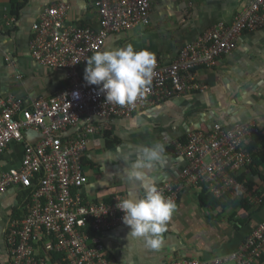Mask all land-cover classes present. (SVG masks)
Returning a JSON list of instances; mask_svg holds the SVG:
<instances>
[{
  "label": "built area",
  "instance_id": "built-area-1",
  "mask_svg": "<svg viewBox=\"0 0 264 264\" xmlns=\"http://www.w3.org/2000/svg\"><path fill=\"white\" fill-rule=\"evenodd\" d=\"M91 1L100 15L98 29L71 21V6L59 2L47 6L33 24L34 57L46 66L64 69L69 86L29 106L13 96L0 99V192L13 187L27 191L20 215L7 228L11 264H119L106 254L100 235L124 223V213L117 207L124 198L86 203L82 194L89 182L83 158L92 137L102 129L98 120L129 118L176 95L204 91L199 82H190L196 68L218 66L222 57L238 47L243 32L264 30V0H251L234 20L210 27L185 45L173 62L156 57L152 81L144 94L131 104L118 105L107 102L99 86L87 84L82 67L95 52L104 50L111 35L149 26L152 0ZM80 124L83 129L78 136L63 138L69 127ZM32 129L41 131L42 139L26 143L20 166L3 168L6 151ZM258 133L254 120L229 126L215 122L190 133L185 143H176L186 160L179 179L159 189L175 204L183 184L200 190L208 184L218 197L229 192L239 195L246 187L229 172L251 161L250 149ZM263 252L264 220L230 254L208 260L172 259L168 264H259Z\"/></svg>",
  "mask_w": 264,
  "mask_h": 264
},
{
  "label": "crops",
  "instance_id": "crops-1",
  "mask_svg": "<svg viewBox=\"0 0 264 264\" xmlns=\"http://www.w3.org/2000/svg\"><path fill=\"white\" fill-rule=\"evenodd\" d=\"M19 16L11 13V0H0V99L15 97L26 106L40 98L53 97L67 84L64 69L40 63L31 50L33 24L42 11L54 2L71 6L69 19L82 26L100 28V15L91 0H25ZM251 0H152L151 23L109 37L104 50L125 47L147 48L164 63L173 62L182 48L220 22H231ZM103 50V51H104ZM87 64V63H86ZM86 64L82 67L84 74ZM189 78L204 91L192 90L164 103L139 110L132 117H113L100 121L102 132L92 137L85 155L89 178L82 194L86 203H112L119 196L143 194L139 182L130 177V165L145 146L162 143L165 151L155 162L151 175L158 188L177 182L186 165L176 143L196 130L210 128L215 122L229 126L254 120L258 137L264 141V30L243 32L238 47L220 59L216 68H201ZM192 78V79H191ZM83 124L62 133L64 139L79 135ZM42 132L32 129L16 142L1 159L3 168L18 167L26 143H37ZM260 164L251 172L259 190L264 192V143L255 142ZM178 203L158 249L145 247L142 239L132 237L130 227L121 223L103 232L100 238L109 258L119 264H168L172 259L208 260L238 249L253 229L264 220V201L254 190L240 191L254 205L249 209L235 202L212 210L201 200V190L183 184ZM0 192V264H11L7 248L10 220L15 209L24 204L20 189ZM226 201H228L226 199ZM261 203L260 205H258ZM53 264V263H50ZM229 264H234L230 262ZM264 264V252L259 260Z\"/></svg>",
  "mask_w": 264,
  "mask_h": 264
},
{
  "label": "clouds",
  "instance_id": "clouds-1",
  "mask_svg": "<svg viewBox=\"0 0 264 264\" xmlns=\"http://www.w3.org/2000/svg\"><path fill=\"white\" fill-rule=\"evenodd\" d=\"M156 64V56L151 50L144 48L137 51L129 43L125 47L95 52L87 59L84 80L89 85L99 86L100 91L106 94L107 102L131 104L151 84ZM100 121L102 132L104 124ZM164 151L162 143L143 148L130 165V177L139 182L143 194L129 195L118 200L117 204L124 213L123 222L131 229L129 234L142 239L145 247L151 249L161 246V234L176 209L175 202L163 194L151 175L155 162L162 158Z\"/></svg>",
  "mask_w": 264,
  "mask_h": 264
},
{
  "label": "trees",
  "instance_id": "trees-1",
  "mask_svg": "<svg viewBox=\"0 0 264 264\" xmlns=\"http://www.w3.org/2000/svg\"><path fill=\"white\" fill-rule=\"evenodd\" d=\"M11 1H12L11 2V13L15 16H19L22 9L25 7L26 1L25 0H11ZM201 68H209V67L208 66H206V67L201 66V67L196 68V70L201 69ZM212 68H216V67H212ZM69 84H70V82L67 79V84L64 88L69 86ZM261 133L262 132H259L258 134L254 135L253 141H255L257 143H259V142L264 143V141L260 140V138L258 137L259 135H261ZM182 141H183V143H185L187 141V139L186 138L182 139ZM14 143H16V142H14ZM251 147L252 148L250 149V151L252 153V156H251V161H249L248 165L246 167L239 169V170H234V171H231L229 173L232 177H234L236 179V181L244 184L248 190H254L256 194H258L260 197H262L264 195V192L263 191H261L260 193L258 192L259 189L255 186L257 184H255L254 180L252 179L251 172H249V173L243 172L244 170H247V169H251V171L254 170V168L258 164H260V162H261L259 159L260 152H258L256 150L257 145L255 143H252ZM85 163H86V161H85V156H84L83 166L86 165ZM26 193H27V191L24 190V188H21L20 192H19L20 199H22V194L24 196V195H26ZM238 198H239L238 200L237 199L234 200L232 192L226 193L222 197H218L213 192H211L209 190L208 184H204L203 189L201 190V200H202L203 204L210 206L212 208V210L217 208V207H220V206L231 205L235 202L239 203L240 205H243L247 209H249L250 207H252V205H254L251 201H249V199L245 198L244 196H242V197L240 196ZM226 199L228 201H226ZM263 201H264V196L262 197V202ZM260 204L261 203H259L258 205H260ZM19 213H21V210L18 207L15 209V215H18ZM42 251H44V250L42 249Z\"/></svg>",
  "mask_w": 264,
  "mask_h": 264
}]
</instances>
